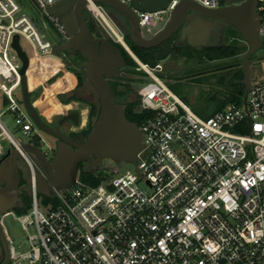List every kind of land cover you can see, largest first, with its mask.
I'll use <instances>...</instances> for the list:
<instances>
[{
  "label": "built area",
  "instance_id": "obj_1",
  "mask_svg": "<svg viewBox=\"0 0 264 264\" xmlns=\"http://www.w3.org/2000/svg\"><path fill=\"white\" fill-rule=\"evenodd\" d=\"M34 1L46 9L60 0ZM180 1L155 12L138 10L140 26L155 24ZM196 1L222 6V0ZM87 8L149 78L137 89L144 146L132 170L98 185L78 175L69 189L53 188L48 196L53 200L41 205L36 159L23 142L39 145L48 156L56 146L43 135L23 96H16L22 61L13 39L26 37L41 55L54 52V43L18 0H0L1 98H7L6 110L16 115L23 133L34 139L16 138L0 118V161L17 148L32 179L31 208L18 216L29 247L19 250L5 231L8 264H264V76H252L246 103L243 97L242 104L202 117L165 82L162 62L145 63L130 49L102 4L88 0ZM257 9L264 44V0Z\"/></svg>",
  "mask_w": 264,
  "mask_h": 264
},
{
  "label": "water",
  "instance_id": "obj_2",
  "mask_svg": "<svg viewBox=\"0 0 264 264\" xmlns=\"http://www.w3.org/2000/svg\"><path fill=\"white\" fill-rule=\"evenodd\" d=\"M104 2L123 14L130 25L132 40L142 47L160 45L180 30V39L187 40L195 47L209 43L215 25L222 21L237 28L249 45L243 55L246 103L251 87L254 68L251 67L250 56L263 46L260 35L261 19L257 9L258 0H243L234 4H223L217 8H208L196 0H181L172 10L165 25L150 36L144 35L140 26L139 11L155 12L168 7L171 0H95ZM88 0H60L48 5L45 11L57 18L63 27L66 39L60 44L61 50H76L86 55L83 66L89 75L88 89L95 96L99 116L91 133L83 140L77 139L48 123L36 109L30 94L29 69L38 60L37 56H30L21 44V37L16 34L13 47L17 51L22 66L23 100L24 104L36 122L45 132L58 139V144L52 156H48L39 146L31 142H23V149L31 152L37 163V189L45 196L52 194V189L66 190L74 185L79 173L80 165L86 169L100 166L106 158L117 164L129 162L137 164L139 152L143 149V133L138 123L130 120L125 113V106L116 100L110 78L122 69L126 62L121 50L110 41L109 37L97 38L91 31L85 17V7ZM46 56L62 60L63 57L55 52ZM79 112L67 113L60 122L72 119L79 122ZM10 155V165L0 161V212L4 213L15 207L19 200L16 190L27 191L30 195L31 175L27 171V183L20 187L22 172L19 165L20 151L15 148ZM2 246L5 248V258L0 264H8L10 251L8 239L0 222V254Z\"/></svg>",
  "mask_w": 264,
  "mask_h": 264
},
{
  "label": "rangeland",
  "instance_id": "obj_3",
  "mask_svg": "<svg viewBox=\"0 0 264 264\" xmlns=\"http://www.w3.org/2000/svg\"><path fill=\"white\" fill-rule=\"evenodd\" d=\"M18 1L21 5L22 12L27 13L36 23L42 35L45 38L50 39L54 43V52L55 50L60 48V44L66 39V35L60 31L56 22L45 11V9H42L37 6L34 0ZM128 3H130V1ZM105 10L107 11L106 8ZM90 14L94 17L91 11ZM169 16V12L164 13L163 18H156L155 24H148L142 26L141 29L144 35L150 36L153 33L157 32L159 29H161L165 25ZM111 17L113 18L112 15ZM232 27L234 26L222 25L216 27L212 32V35L210 36L208 44L217 45L227 43L229 41L228 35L233 30ZM115 28L118 33L124 34V30L120 27L119 23L116 22ZM225 28L227 29L225 30ZM104 31L105 37L117 39V36L114 33L110 34L105 28ZM177 35L178 38H180L181 34L179 32L177 33ZM20 41L23 48L30 55L36 53V50L32 47L30 40H28L24 36H21ZM245 43L246 42L243 40L242 44ZM60 55L63 57V59L62 61H59V65H62L66 68L69 66L79 68L78 64L75 62L77 59L76 54L73 51H69L66 53L60 51ZM243 55L244 53L237 56L236 58L219 59L215 61H209L207 59H204V61H199L198 58L194 59L180 55H171L162 61L165 69L162 75L165 82L172 88V90L181 98V100L186 105H188L194 112H196L200 116L205 117L210 115L215 109L216 99L212 98L214 95H218L222 98H225L227 95H229L231 86L233 85V83H235L236 79L238 78L235 73L237 71H240L241 69L244 70ZM251 56V67L254 68V71L257 72L258 76H264V46L259 48ZM193 70L195 71L194 75H188V72H193ZM141 76L142 78H144V81L149 79L145 77V74ZM39 77L40 72L39 70H37L35 71L34 78L39 79ZM120 77L127 79L132 77L137 78L138 76H133L132 74L127 73L126 71H122L120 73ZM142 81L138 83L133 82L132 86L138 89ZM41 88L42 87L40 85L32 86V98L39 94ZM15 93L16 96L21 99V97L23 96V85L18 86ZM85 96L87 98H95L93 94L91 95L88 92L85 93ZM135 96L136 95L134 94L133 98H135ZM0 99V118L5 124V126L8 128V130L18 139L34 140L32 137H29L23 133L21 127L16 122V115L12 111H7V105L2 102V98ZM52 126H58L57 122L55 124H52ZM64 129L66 130L65 127ZM64 129L62 128L61 130L63 132H66ZM42 132L50 143H52L54 146H57L58 139L56 137L43 130ZM2 143L6 145V148L10 147V144L6 141V139H2ZM49 156H52V153H50ZM98 167L99 170H102L104 172V174L114 175L123 173L129 169L132 170L134 168V165L129 162H122L121 164H117L112 159L106 158L103 164ZM22 168L25 171V167L23 165ZM42 201L43 195L40 194V202L43 206ZM18 216L19 212L16 210V208H12L8 213H0V222L3 225L7 235L12 238L16 247L19 250H26L29 247L28 233L23 228V225L18 219Z\"/></svg>",
  "mask_w": 264,
  "mask_h": 264
},
{
  "label": "trees",
  "instance_id": "obj_4",
  "mask_svg": "<svg viewBox=\"0 0 264 264\" xmlns=\"http://www.w3.org/2000/svg\"><path fill=\"white\" fill-rule=\"evenodd\" d=\"M243 0H222V4H234L242 2ZM107 11L112 14V12H115L116 10L112 8L110 5L100 2ZM88 25L91 29V31L94 33V35L97 38L105 36V31L103 26L97 21L95 17H93L90 14L87 17ZM126 27L124 30V40L127 43V45L130 47V49L145 63H149L151 65H156L159 62H162L166 58H168L171 55H180L187 58H198L199 61H204V59H207L209 61H215L219 59H228V58H236L237 56L241 55L242 53H245L248 51L249 47L248 44H242V41H245V38L243 34L235 27H232V32L228 35V42L224 44H207L205 46L201 47H195L186 41L181 40L178 38V35L176 32L173 34L170 38H168L166 41L161 43L160 45L154 46V47H142L138 44H136L130 35V25L128 20H125ZM241 33V34H240ZM110 41L115 44L122 52L124 58H125V66L118 71V73L110 78V83L113 87L116 100L120 103H123L125 106V113L127 117L138 123L140 126L143 118L144 113L138 111L137 106L139 104V96L137 89L132 86L133 82H140L144 81V78H142L141 75L145 74L144 72L137 71L136 66H138V62L133 57V55L129 52V50L126 48V46L109 37ZM246 42V41H245ZM264 46V44H263ZM60 51L63 53L73 51L76 54V63L78 64L79 68L74 67H67L68 70L73 71L77 76V83L74 88H71L74 92L67 98V101H71L74 99L82 100L85 103H87L90 107L89 110V121L85 128L79 130V131H72L69 133L71 136L83 140L85 139L93 130V128L96 125L98 116H99V109L98 104L95 98H87L85 96V93H92L88 89V82L89 75L86 72V68L83 66V62L86 61V55L83 53L76 51V50H61L58 48L55 50V53L60 55ZM252 59V56H250ZM205 67V66H204ZM122 71H126L127 73L132 74L133 76H138L137 78H123L119 76V73ZM188 75H194L195 71H189ZM140 75V76H139ZM235 75L238 77L233 83V85L230 88V93L225 98L219 97L218 95H214L212 98H215L216 106L213 112L210 114H214L218 110L224 109L228 104L235 103V104H242L243 97L245 94V84L243 82L244 79V70L241 69L240 71H237ZM30 83V94L32 97V88ZM69 89V90H71ZM61 93L60 95H62ZM136 95L135 98H133V95ZM1 98V93H0ZM33 100V98H32ZM2 102L7 105L8 101L7 98L2 97ZM0 106H1V99H0ZM209 116V115H208ZM110 174H104L102 170H99L98 166H92L89 169H86L83 164L80 165V178L90 184L98 185L102 183ZM49 200H53L52 197H48L43 195V201L47 202ZM32 205V198L31 196L25 195V197L22 200V203L16 206V210L19 212V214H23L31 208Z\"/></svg>",
  "mask_w": 264,
  "mask_h": 264
},
{
  "label": "crops",
  "instance_id": "obj_5",
  "mask_svg": "<svg viewBox=\"0 0 264 264\" xmlns=\"http://www.w3.org/2000/svg\"><path fill=\"white\" fill-rule=\"evenodd\" d=\"M30 56L38 57L36 64L30 67L28 75L32 86L40 85L42 87L39 94L33 98L34 105L42 117L50 125L57 122L61 129L65 127L66 130H64L68 134L85 128L89 121V105L77 99L67 101V98L74 92L71 88L76 86V74L59 65V61L62 60L41 55L37 51ZM37 70L40 72L39 79L34 78ZM61 93L63 94L60 95ZM73 110L79 112V122L76 123L72 119H66L61 123L60 120Z\"/></svg>",
  "mask_w": 264,
  "mask_h": 264
},
{
  "label": "flooded vegetation",
  "instance_id": "obj_6",
  "mask_svg": "<svg viewBox=\"0 0 264 264\" xmlns=\"http://www.w3.org/2000/svg\"><path fill=\"white\" fill-rule=\"evenodd\" d=\"M98 2V1H97ZM100 3V2H99ZM223 5V4H222ZM112 16H113V18L116 20H114L115 22H117V23H119V25H120V27L122 28V29H124L125 27H126V22H125V20H126V17L123 15V14H121L120 12H118V11H115V12H112V14H111ZM89 16V9L87 8V6L85 7V17H86V19H87V17ZM218 25V26H217ZM217 25H215L214 26V28H213V31H214V29L216 28V27H219V26H222V25H227V26H232V25H230L229 23H227V22H224V21H222L220 24H217ZM227 28H225V30H226ZM179 33H180V30L178 31ZM181 34V33H180ZM212 35V34H211ZM185 41L188 43V41L185 39ZM121 73V72H120ZM120 73H119V76H120ZM56 128H58V129H60L61 130V127L59 126V124H58V126H55ZM59 142V141H58ZM51 157V156H50ZM2 163H6L7 165H10V155H8V153H6L3 157H2V161H1ZM19 165H20V168H21V172H22V181H21V183H20V187H22V186H25L26 185V183H27V177H26V173H27V171H29L28 170V168L26 167V165H25V163H24V161L19 157ZM22 165L25 167V171L23 170V168H22ZM92 167V166H91ZM31 175V174H30ZM3 185V183H2V181H0V187ZM31 189H32V187H31ZM12 194H14V193H18V196H19V200H18V202H17V204L15 205V207L14 208H16V206L17 205H19L20 203H22V200H23V198L25 197V195H30L27 191H25V190H20L19 192H17L16 190H14V191H12L11 192ZM32 194V193H31ZM41 194V193H40ZM31 196V195H30ZM8 211H10V210H8ZM7 211V212H8ZM0 213H2V212H0ZM4 213H6V212H4ZM7 236V235H6ZM8 239V238H7ZM8 247H9V251H10V243L8 242ZM5 254H6V252H5V248L2 246V252H1V254H0V262H2L3 261V259L5 258Z\"/></svg>",
  "mask_w": 264,
  "mask_h": 264
}]
</instances>
